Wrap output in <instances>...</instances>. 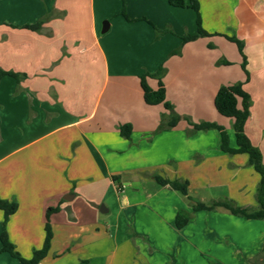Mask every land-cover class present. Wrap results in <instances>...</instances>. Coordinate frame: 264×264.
Returning a JSON list of instances; mask_svg holds the SVG:
<instances>
[{
  "label": "crops",
  "instance_id": "0c3cea01",
  "mask_svg": "<svg viewBox=\"0 0 264 264\" xmlns=\"http://www.w3.org/2000/svg\"><path fill=\"white\" fill-rule=\"evenodd\" d=\"M198 1L199 14L169 0H0V68L22 75L0 81V198L18 203L7 231L23 257L43 246L46 212L59 206L40 264H259L264 220L193 207L256 209L260 176L247 154L221 150L218 130L193 131L186 117L223 126L234 147L233 119L214 101L222 85L244 82L246 134L264 161V0ZM198 16L209 36L182 44ZM44 18L38 31L22 28ZM153 25L173 33L157 37ZM227 37L243 42L248 75ZM161 66L182 117L167 130L169 111L146 104L140 80ZM155 175L188 181V195ZM180 212L190 216L182 228ZM3 220L0 209V237ZM0 264L22 263L0 252Z\"/></svg>",
  "mask_w": 264,
  "mask_h": 264
},
{
  "label": "trees",
  "instance_id": "16d2710c",
  "mask_svg": "<svg viewBox=\"0 0 264 264\" xmlns=\"http://www.w3.org/2000/svg\"><path fill=\"white\" fill-rule=\"evenodd\" d=\"M170 5L174 7H180L185 8L189 7L193 10H195L199 14V1L198 0H169ZM122 14L128 19L132 20L128 17L126 10L124 8ZM45 18L39 20L38 22L34 24H28L24 25L22 28L30 29L38 31L42 24L45 22ZM198 25L199 30L198 33L195 35L187 34L182 37L183 43L193 41L199 37L209 36V33H207L201 26V19L200 16H198ZM157 37H160L166 33H173V30L171 28H166L164 30H160L155 25H153ZM228 40L235 43L240 53L243 56V63L242 68L248 75L247 71V59L243 52V42L236 37H227ZM181 48L173 51L171 54H180ZM228 64V62H225ZM166 73V69L161 66L156 72L154 73H145L140 76L141 80V86L144 92V100L146 104L148 105H159L162 104L166 110L169 111V114L166 117H163L162 124L160 126V130H167L171 129L178 125L182 117L178 115L174 111V106L167 100L166 98V88L163 82V77ZM10 75L18 80L21 79L22 75L12 72V71H6L2 68H0V81L1 79L6 76ZM153 78L158 80V88L153 89L149 86L147 79ZM244 82H237L232 85H222L215 97L214 105L217 110V112L227 118L233 119V130L235 135V146H231L230 144V137L227 132V130L215 123V122H208L203 121L200 123L193 122L190 118L186 117L187 122L190 126H192L193 131H208V130H218L220 132V148L223 152L228 153L230 155H236V154H247L249 156V164L252 166L255 171L260 176V182L258 184L257 189V201H258V207L256 209H249L237 206L234 202L230 200H218L213 201L211 204H204V203H197L194 205L193 210L194 212L199 210H213L216 207H223L228 209L233 215L245 217L248 219H260L264 220V161L262 152L258 147H256L251 139L246 134V123L250 117V108L252 105V99L250 94L244 89ZM132 133V126L130 124L122 125L120 127V134L121 136L125 138H130V135ZM154 179L160 184V185H169L172 189L179 191L183 195H188L189 191V182L188 181H181L178 179L170 180L167 178H164L161 175H155ZM0 209L4 212V220L2 222V233H1V242L2 247L0 249V252H8L11 256L18 259L22 264H40L49 254L52 240L54 237V233L52 230V226L50 223V217L52 214L57 213L60 211V207H50L48 208L46 212V218L47 222L45 225V240L43 243V246L40 249H35L33 251V255L31 258L27 259L22 256V254L19 252L17 247L11 242L8 231H7V223L13 214H15L18 210V203L6 199L0 198ZM190 216L186 214L185 212H180L177 215L176 219V225L178 228H182L187 224L189 221ZM259 264H264V246L262 248L261 252V261Z\"/></svg>",
  "mask_w": 264,
  "mask_h": 264
},
{
  "label": "rangeland",
  "instance_id": "374dc122",
  "mask_svg": "<svg viewBox=\"0 0 264 264\" xmlns=\"http://www.w3.org/2000/svg\"><path fill=\"white\" fill-rule=\"evenodd\" d=\"M232 137H233V135H232ZM206 211H207V210H206ZM103 231H104V230H103ZM108 235H110L109 232H108ZM105 239L107 240V241H106V242H107V244H106V249H108V248L110 247V245H111L110 242H112V241H110L111 239H109L108 237H105ZM74 245H76V242L72 243V244L69 246V248H70V249L73 248ZM98 264H99V263H98ZM100 264H103V263H100ZM210 264H212V263L210 262Z\"/></svg>",
  "mask_w": 264,
  "mask_h": 264
},
{
  "label": "water",
  "instance_id": "95a60500",
  "mask_svg": "<svg viewBox=\"0 0 264 264\" xmlns=\"http://www.w3.org/2000/svg\"><path fill=\"white\" fill-rule=\"evenodd\" d=\"M101 211L103 212V210L101 209Z\"/></svg>",
  "mask_w": 264,
  "mask_h": 264
}]
</instances>
